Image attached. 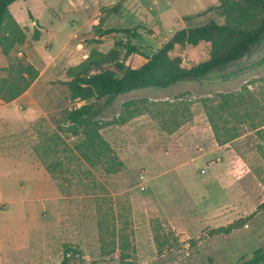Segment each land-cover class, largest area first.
I'll use <instances>...</instances> for the list:
<instances>
[{
    "label": "rangeland",
    "instance_id": "rangeland-1",
    "mask_svg": "<svg viewBox=\"0 0 264 264\" xmlns=\"http://www.w3.org/2000/svg\"><path fill=\"white\" fill-rule=\"evenodd\" d=\"M223 1L10 5L26 40L9 55L0 49V66L21 59L39 74L17 101L0 105V264H236L264 244V135L246 124L239 136L218 145L204 107L206 98L246 84L264 105V62L225 80L215 74L119 94L97 124L111 155L122 162L116 172L85 159V136L66 120L83 103L69 97L67 68L93 48L107 51L114 40H128L118 31L91 41L98 38L93 26L99 18L106 17L103 27L137 31L130 41L150 55L184 26L223 23ZM117 3L120 10L110 13ZM209 50L201 44L191 57L205 58ZM263 57L264 46L239 64ZM128 212L135 252L122 263L118 250L111 253L107 228L125 221ZM156 223L170 226L180 240L162 255L153 240ZM227 224L233 227L229 234L209 235ZM66 248L74 255L62 263Z\"/></svg>",
    "mask_w": 264,
    "mask_h": 264
},
{
    "label": "trees",
    "instance_id": "trees-1",
    "mask_svg": "<svg viewBox=\"0 0 264 264\" xmlns=\"http://www.w3.org/2000/svg\"><path fill=\"white\" fill-rule=\"evenodd\" d=\"M16 1L20 0H0V49L4 55H9L26 40L25 31L9 11L10 5ZM221 9L223 23L209 19L200 25L184 26L176 30L150 55L130 41V38L138 35L137 31L125 27H103L106 17L99 18L98 23L93 26L98 38L91 41H98L99 37L118 31L125 33L128 40H114L107 51L93 48L82 61L66 70L68 79L63 83L67 87L69 97L83 101L69 110L66 120L74 132L80 127L84 134L85 146L92 157L86 155V160L106 167L109 172L119 170L122 162L116 155H111L109 147L97 131L104 108L113 103L119 94L148 86L167 87L182 80L207 79L215 74L225 80L243 73L249 66L264 62L263 57L256 63L239 64L257 48L264 46V0H225L221 3ZM119 10L120 4L117 3L109 12L117 13ZM35 31L33 39L37 40L39 32ZM201 44L210 46L209 55L195 60L191 53ZM120 47L124 49L123 54ZM38 74L39 71L33 64L21 59L10 60L6 65L0 66V101L7 103L19 97L30 87ZM133 103L130 100L125 102V105ZM204 107L218 145L239 136L246 124L260 137L261 134L264 135V105L249 90L247 84L236 91L219 92L214 97L206 98ZM51 169L52 165L47 166L48 171L51 172ZM153 225L156 226L153 240L158 255L171 250L180 242L170 226L165 230L160 223ZM232 228V224L221 225L210 229L208 233L229 234ZM110 229L111 253L118 250L119 261L127 263L135 252L129 212L125 221L112 223V226L107 228ZM69 251L74 253L75 250L66 248L62 263H66L74 255ZM236 264H264V244L256 247L251 256L246 257L243 254Z\"/></svg>",
    "mask_w": 264,
    "mask_h": 264
},
{
    "label": "crops",
    "instance_id": "crops-1",
    "mask_svg": "<svg viewBox=\"0 0 264 264\" xmlns=\"http://www.w3.org/2000/svg\"><path fill=\"white\" fill-rule=\"evenodd\" d=\"M25 92H26V91H25ZM25 92H24V93H25ZM24 93H23V94H24ZM23 94H21V95H20L19 97H17L16 99H14V100H12V101H10V102H7V103H4V102H1V101H0V105H4V104H8V103L15 102V101H17V99H19Z\"/></svg>",
    "mask_w": 264,
    "mask_h": 264
},
{
    "label": "built area",
    "instance_id": "built-area-1",
    "mask_svg": "<svg viewBox=\"0 0 264 264\" xmlns=\"http://www.w3.org/2000/svg\"><path fill=\"white\" fill-rule=\"evenodd\" d=\"M203 171V170H202Z\"/></svg>",
    "mask_w": 264,
    "mask_h": 264
}]
</instances>
